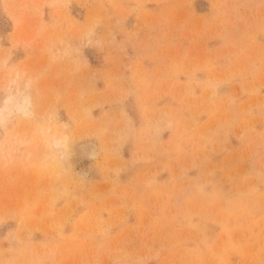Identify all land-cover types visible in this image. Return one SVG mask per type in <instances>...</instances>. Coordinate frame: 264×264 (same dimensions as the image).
<instances>
[{
	"label": "rangeland",
	"instance_id": "obj_1",
	"mask_svg": "<svg viewBox=\"0 0 264 264\" xmlns=\"http://www.w3.org/2000/svg\"><path fill=\"white\" fill-rule=\"evenodd\" d=\"M5 54L0 264H264V0H0Z\"/></svg>",
	"mask_w": 264,
	"mask_h": 264
},
{
	"label": "clouds",
	"instance_id": "obj_2",
	"mask_svg": "<svg viewBox=\"0 0 264 264\" xmlns=\"http://www.w3.org/2000/svg\"><path fill=\"white\" fill-rule=\"evenodd\" d=\"M0 73L4 75V81L0 91L4 93L0 100V130L10 126L18 118L30 119L34 113L33 89L37 77L26 71L16 69L10 70L8 54L0 56ZM46 149L60 161L69 158L70 137L67 130L64 133L53 131L51 126L47 129L45 139ZM16 149H26L31 146L30 140L16 138ZM11 145H0V151L8 153Z\"/></svg>",
	"mask_w": 264,
	"mask_h": 264
},
{
	"label": "bare ground",
	"instance_id": "obj_3",
	"mask_svg": "<svg viewBox=\"0 0 264 264\" xmlns=\"http://www.w3.org/2000/svg\"><path fill=\"white\" fill-rule=\"evenodd\" d=\"M80 149H82L84 157L88 159H96L99 156L97 145L92 141L82 143Z\"/></svg>",
	"mask_w": 264,
	"mask_h": 264
}]
</instances>
